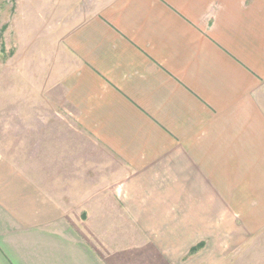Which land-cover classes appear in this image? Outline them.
Returning a JSON list of instances; mask_svg holds the SVG:
<instances>
[{
	"label": "crops",
	"instance_id": "0c3cea01",
	"mask_svg": "<svg viewBox=\"0 0 264 264\" xmlns=\"http://www.w3.org/2000/svg\"><path fill=\"white\" fill-rule=\"evenodd\" d=\"M47 5L67 152L96 158L0 161V264H219L264 230V0Z\"/></svg>",
	"mask_w": 264,
	"mask_h": 264
},
{
	"label": "rangeland",
	"instance_id": "374dc122",
	"mask_svg": "<svg viewBox=\"0 0 264 264\" xmlns=\"http://www.w3.org/2000/svg\"><path fill=\"white\" fill-rule=\"evenodd\" d=\"M48 1L0 0V161L40 180L49 172L51 177L73 173L48 168L49 164L96 158L92 153L67 152L65 144L73 138L69 124L61 118L68 108L59 83L66 58L59 41L35 39L46 35L51 22ZM129 241L127 237L121 242ZM219 264H264V230L232 246Z\"/></svg>",
	"mask_w": 264,
	"mask_h": 264
},
{
	"label": "trees",
	"instance_id": "16d2710c",
	"mask_svg": "<svg viewBox=\"0 0 264 264\" xmlns=\"http://www.w3.org/2000/svg\"><path fill=\"white\" fill-rule=\"evenodd\" d=\"M204 247L203 243H200L197 247L193 248L190 252V256L196 254L197 252H199L202 248Z\"/></svg>",
	"mask_w": 264,
	"mask_h": 264
}]
</instances>
